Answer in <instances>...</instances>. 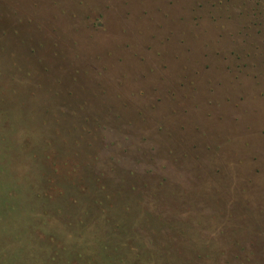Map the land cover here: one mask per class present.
<instances>
[{"label":"rangeland","instance_id":"obj_1","mask_svg":"<svg viewBox=\"0 0 264 264\" xmlns=\"http://www.w3.org/2000/svg\"><path fill=\"white\" fill-rule=\"evenodd\" d=\"M255 1L0 0V264H264Z\"/></svg>","mask_w":264,"mask_h":264},{"label":"trees","instance_id":"obj_2","mask_svg":"<svg viewBox=\"0 0 264 264\" xmlns=\"http://www.w3.org/2000/svg\"><path fill=\"white\" fill-rule=\"evenodd\" d=\"M255 4L258 5L257 7L259 9L260 18H262L264 20V0H256L255 1ZM260 23H261V25H263L264 24V21L259 22V23H256V24H259L260 25ZM261 31L263 32V29Z\"/></svg>","mask_w":264,"mask_h":264}]
</instances>
